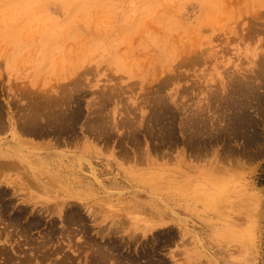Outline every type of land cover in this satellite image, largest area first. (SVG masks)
Returning <instances> with one entry per match:
<instances>
[{"label": "rangeland", "instance_id": "rangeland-1", "mask_svg": "<svg viewBox=\"0 0 264 264\" xmlns=\"http://www.w3.org/2000/svg\"><path fill=\"white\" fill-rule=\"evenodd\" d=\"M2 158L0 261L264 264V0H0Z\"/></svg>", "mask_w": 264, "mask_h": 264}, {"label": "bare ground", "instance_id": "bare-ground-1", "mask_svg": "<svg viewBox=\"0 0 264 264\" xmlns=\"http://www.w3.org/2000/svg\"><path fill=\"white\" fill-rule=\"evenodd\" d=\"M204 2L206 3V4H208V5H211V4H213V0H204ZM224 3V1L222 2V5H220V8H224L225 7V3ZM36 116V114L33 116V117H35ZM37 117V116H36ZM33 119V118H32ZM36 122V118H35V120H34V124H36L35 123ZM29 123H32L31 121L30 122H28V124H27V126L29 125V127L30 128H33L32 127V124H29ZM33 124V125H34ZM34 126H36V125H34ZM25 127V130H29V133H32L33 131V129H28V127H26V126H24ZM27 128V129H26ZM32 131V132H31ZM35 131V130H34ZM26 132H28V131H26ZM36 132H37V130H36ZM35 133V132H34ZM21 142H24V140H21ZM25 143H27V144H30V141H26ZM32 143V142H31ZM22 145V144H21ZM30 145H32V144H30ZM29 145V146H30ZM23 147V146H22ZM3 154V153H2ZM14 154H16V152H14ZM9 157V156H8ZM32 159V158H31ZM41 159V158H40ZM40 159H38L39 161H40V163H41V167L42 168H38V171L41 173V175L42 174H44V173H46V170H44L43 169V166H45V165H47V163L45 162V161H42V160H40ZM21 160L22 161H26V160H28L27 158H21ZM35 160H37V159H35ZM38 161V162H39ZM13 162L10 160V158H2V159H0V167H4V166H7V165H11ZM29 163H30V161H29ZM36 168V167H35ZM36 176V175H35ZM45 186H47L46 184H45ZM4 192V194L2 195V196H5V195H8V193H6L5 191H3ZM3 192H1L0 191V193L2 194ZM11 192V191H10ZM9 196V195H8ZM250 196V195H249ZM0 198H2V197H0ZM228 198H229V196H228ZM3 200H1V202H2V205L0 206V212L4 215V211L6 210V203H4V202H6L5 200H7V199H5L4 200V197L2 198ZM250 201V200H249ZM248 201V202H249ZM11 206V205H10ZM60 208H62L61 207V205L59 206ZM49 208H50V206H49ZM51 209V208H50ZM51 211V210H50ZM78 211V210H77ZM95 211V210H94ZM93 211V212H94ZM98 212V211H97ZM96 213V212H95ZM1 214V215H2ZM9 216V215H8ZM13 216H15V215H13ZM65 216V219L66 220H69V221H71L72 219H74V218H79V220H80V217H83L82 215H80L79 213H74V211L72 212V210L71 211H67L66 212V214L64 215ZM2 217V216H1ZM5 217V216H4ZM6 218V217H5ZM9 218V217H8ZM21 217H20V215H16L15 217H13V218H11L10 220L12 221V222H15V223H18V221H19V219H20ZM76 218V219H77ZM82 219V218H81ZM23 226V225H22ZM69 226V225H68ZM120 229L121 228V226L120 227H117V228H115V229ZM54 229V228H53ZM103 230V229H102ZM53 231V230H52ZM101 231V230H100ZM118 231V230H117ZM3 232V231H2ZM66 232V231H65ZM52 233V232H51ZM73 233V232H72ZM62 234V233H61ZM102 234V233H101ZM68 235V234H67ZM6 236H7V234H6ZM69 236H71V235H69ZM157 237V236H156ZM66 238V237H65ZM88 242H90L89 240H87ZM97 242V241H96ZM113 242V241H112ZM91 243H89V245H90ZM100 245V244H99ZM9 253L11 254V252H9V250H8V248H6V247H4V246H0V258H2V259H4V258H6L5 256L7 255V258L8 259H11V258H13V255H9ZM98 254H99V256H103L104 257V261H105V257L106 256H104L103 255V251H99L98 252ZM146 254H147V252H146ZM98 256V255H97ZM97 258V257H96ZM99 258V257H98ZM15 259V258H14ZM62 259V258H61ZM98 260V259H97ZM101 260H102V258H101ZM137 260V259H136ZM57 261V260H56ZM61 261H65V259L64 260H61ZM60 261V262H61ZM69 261V260H68ZM95 261V260H94ZM103 261V260H102ZM9 260L7 261V260H2V261H0V264H9ZM26 262V261H25ZM67 262V261H66ZM98 262V261H97ZM11 263V262H10ZM57 263V262H56ZM55 263V264H56ZM64 264V263H63ZM70 264H72V263H70ZM91 264V263H90ZM94 264H97V263H95L94 262ZM99 264H105L104 262H99Z\"/></svg>", "mask_w": 264, "mask_h": 264}]
</instances>
